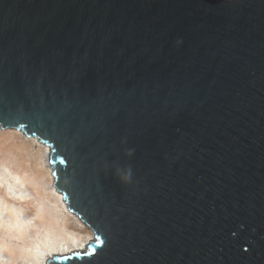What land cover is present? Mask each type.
I'll list each match as a JSON object with an SVG mask.
<instances>
[{"label": "water", "instance_id": "water-1", "mask_svg": "<svg viewBox=\"0 0 264 264\" xmlns=\"http://www.w3.org/2000/svg\"><path fill=\"white\" fill-rule=\"evenodd\" d=\"M0 125L96 238L48 264H264V0H0Z\"/></svg>", "mask_w": 264, "mask_h": 264}, {"label": "bare ground", "instance_id": "bare-ground-1", "mask_svg": "<svg viewBox=\"0 0 264 264\" xmlns=\"http://www.w3.org/2000/svg\"><path fill=\"white\" fill-rule=\"evenodd\" d=\"M17 133L0 130L10 153L0 157V264H48L56 254L86 250L93 231L70 211L54 185L50 147L32 138V153V144ZM14 147L33 157L30 165L12 156Z\"/></svg>", "mask_w": 264, "mask_h": 264}, {"label": "rangeland", "instance_id": "rangeland-1", "mask_svg": "<svg viewBox=\"0 0 264 264\" xmlns=\"http://www.w3.org/2000/svg\"><path fill=\"white\" fill-rule=\"evenodd\" d=\"M0 130H1V132H4V130L5 131H13V132H15L16 133V131L17 132H19V133H17L19 136H20V139L19 140H24V141H26V142H28V143H30V144H32V146H31V152L33 153L34 152V150H35V148H36V142H34L33 141V139L32 138H34V139H36V140H38L40 143H44V142H42L39 138H37V137H35V136H29V135H27L21 128H13V127H8V128H3V127H1V125H0ZM20 133H21V135H20ZM3 137H0V157L1 156H3L4 154H9L10 155V153L7 151V149H5V147H4V141L5 140H3L2 139ZM45 144V143H44ZM45 145H47V144H45ZM48 146V145H47ZM32 153H31V155H32ZM16 156V158L20 155L21 157H22V159H20L19 161L20 162H23V160L25 159V162H24V164L26 165V166H28V165H30V160H29V158H33L32 156L30 157V156H28L27 155V153H26V151H24V150H21V149H19L18 147H14V150H13V153H12V156L13 157H15ZM52 171H53V168H52ZM60 192V191H59ZM60 193H62V192H60ZM36 204V201L34 200L33 201V205H35ZM71 211V210H70ZM94 234V233H93ZM94 240H92V241H95L96 240V238H95V236H94V238H93ZM86 250H87V248H86ZM86 250H84V251H86Z\"/></svg>", "mask_w": 264, "mask_h": 264}]
</instances>
